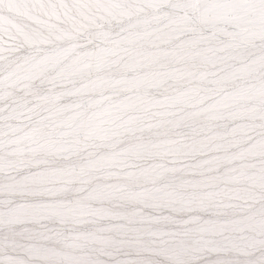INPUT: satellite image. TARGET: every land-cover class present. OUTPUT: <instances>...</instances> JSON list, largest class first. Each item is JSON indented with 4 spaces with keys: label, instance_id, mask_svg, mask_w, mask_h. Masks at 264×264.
I'll return each mask as SVG.
<instances>
[{
    "label": "snow or ice",
    "instance_id": "snow-or-ice-1",
    "mask_svg": "<svg viewBox=\"0 0 264 264\" xmlns=\"http://www.w3.org/2000/svg\"><path fill=\"white\" fill-rule=\"evenodd\" d=\"M0 264H264V0H0Z\"/></svg>",
    "mask_w": 264,
    "mask_h": 264
}]
</instances>
